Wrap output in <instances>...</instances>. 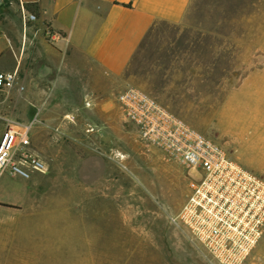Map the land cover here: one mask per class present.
I'll list each match as a JSON object with an SVG mask.
<instances>
[{"label":"rangeland","instance_id":"rangeland-1","mask_svg":"<svg viewBox=\"0 0 264 264\" xmlns=\"http://www.w3.org/2000/svg\"><path fill=\"white\" fill-rule=\"evenodd\" d=\"M212 1L200 0L195 13H213L215 8L206 7ZM227 1L230 5L217 8L219 13L235 17L258 15L260 21L203 23V27L243 34L240 40L248 45H235L228 57L232 61L220 63L218 74L221 77L231 73L242 63L241 73L251 77L242 87L216 88L219 93L237 92L219 118L184 120L222 145L239 165L264 178V4L251 6L254 0ZM180 32L182 28L158 24L139 49L122 84L92 101L89 108L85 101L71 103L65 101L66 96L56 98L55 89L54 97L48 98L53 101L43 104V113H36L38 103L24 99L19 102L26 123L35 117L41 122L31 139L50 171L46 175L34 174L30 180L0 181V199L4 201L17 197L9 190L13 188L21 189V198L31 191H35L34 198H39L29 203L15 223L0 226V256L19 255L26 259V255H50L46 243L44 247L40 244L42 250L35 251L40 245L34 238L46 239L49 234L45 228L37 227L38 215L50 223L47 231L55 239L67 243L73 264H211L201 248L192 245L171 220L183 203L189 172L162 152L144 146L116 101L127 86L147 91L149 83L153 88L162 77L158 69L162 61L168 63L172 57L193 51L177 46L179 38L185 41L187 36ZM8 48L4 33L0 49ZM7 58L5 55L0 59V72L13 71ZM222 68H226L225 72ZM253 71L257 72L253 75ZM218 97L222 99L221 94ZM73 109L78 110L74 124L66 118ZM91 128L94 131L88 132ZM31 212L33 216L28 218ZM52 252L58 259L62 257L61 252ZM247 264H264V237Z\"/></svg>","mask_w":264,"mask_h":264},{"label":"crops","instance_id":"crops-1","mask_svg":"<svg viewBox=\"0 0 264 264\" xmlns=\"http://www.w3.org/2000/svg\"><path fill=\"white\" fill-rule=\"evenodd\" d=\"M199 1L0 0V30L3 35H7L9 46L6 50L0 49V59L8 56L13 71L19 69L21 83L26 87L23 93L17 89L0 93V139L5 129L3 119L26 123V117L19 109L22 99L38 103L40 108L36 113H43V104L53 101L48 98L54 97V89L57 90L55 97L66 96L67 102L85 101L91 104L120 86L139 49L158 24L182 28L183 32L179 34L187 36L185 41L179 38L177 46L193 51L178 55L177 58L171 56L172 60L168 63L162 61L158 68L162 77L153 88L147 83L146 92L174 115L185 120L222 116L237 92L222 90L219 93L216 88L248 85L246 81L251 75L244 76L241 73L244 70L241 63L235 71L232 69L231 73L219 77L218 65L232 61L228 57L235 51V45L248 43L240 40L243 39L242 33L204 29L203 23L258 22L260 18L258 15L235 17L219 13L217 8L230 5L227 0L208 2L206 7L215 8L214 14L199 16L195 13ZM254 2L251 6L264 4V0ZM22 8L25 9L26 19ZM27 15H35V19L29 20ZM50 32L59 36L56 41L50 40ZM222 69L225 72L226 68ZM247 69L250 70V67ZM257 71H253V75ZM219 94L222 99H219ZM3 179L13 182L21 180L10 175L2 176L0 181ZM19 189H9L17 195L16 198L7 201L0 199V226L15 223L29 203L39 199L34 198L35 191L21 198ZM28 215L31 218L33 212ZM36 220L37 227L45 228L49 234L46 239H34L38 245H49L50 255H26V259L19 258V255L12 258L3 255L0 256V264L39 261L73 264L72 252L67 248V243L64 242V245L62 239H55L47 231L49 222L46 223L38 215ZM39 248L41 245L36 246L35 251L38 252ZM53 249L62 253L60 259L52 252Z\"/></svg>","mask_w":264,"mask_h":264},{"label":"built area","instance_id":"built-area-1","mask_svg":"<svg viewBox=\"0 0 264 264\" xmlns=\"http://www.w3.org/2000/svg\"><path fill=\"white\" fill-rule=\"evenodd\" d=\"M22 13L26 19L23 8ZM27 18L34 20L35 15ZM48 36L53 41L59 37L52 32ZM13 89L21 93L26 90L19 69L0 72V93ZM116 101L144 146L162 152L190 174L186 195L172 223L192 245L201 248L211 264H247L264 237V178L239 165L222 145L174 115L146 91L127 86ZM77 111L66 116L70 123H75ZM3 120L0 178L8 174L30 180L34 174H48L49 165L34 150L31 139L35 127L41 124L38 118L28 123Z\"/></svg>","mask_w":264,"mask_h":264}]
</instances>
